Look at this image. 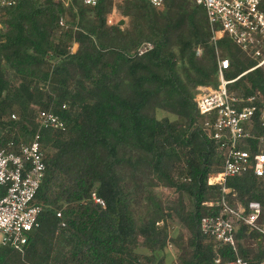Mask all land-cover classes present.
Instances as JSON below:
<instances>
[{
	"label": "trees",
	"instance_id": "trees-1",
	"mask_svg": "<svg viewBox=\"0 0 264 264\" xmlns=\"http://www.w3.org/2000/svg\"><path fill=\"white\" fill-rule=\"evenodd\" d=\"M110 1L20 0L0 11V144L13 141L19 152L40 132L47 164L35 198L43 206L40 227L24 251L0 244V264H50L53 258L59 264H143L140 246L153 255L142 258L161 264L157 253L166 249L173 217L191 234L180 264H228L236 256L233 247L217 244L200 227L203 217L219 210L203 202L219 196L209 177L221 168L225 150L206 131L197 86L218 87L220 56L230 60L228 80L248 71L229 84L231 91L261 92L264 99V67L250 70L256 61L229 36L217 49L206 9L196 0H165L163 11L148 0L117 1L131 18L125 30L108 24ZM66 12L76 28L70 29ZM59 29L65 30L60 37ZM144 42L154 47L139 54ZM39 110H53L65 129H40ZM160 110L177 121L159 117ZM156 182L189 195L191 208L181 198L178 209L165 210L149 189ZM227 185L235 194L231 202L259 201L264 219V176L248 171ZM147 192L152 202L140 213ZM59 236L69 245L61 258L54 249ZM235 236L239 254L251 264L264 259L259 232L241 222ZM251 239L253 246L246 243Z\"/></svg>",
	"mask_w": 264,
	"mask_h": 264
},
{
	"label": "built area",
	"instance_id": "built-area-1",
	"mask_svg": "<svg viewBox=\"0 0 264 264\" xmlns=\"http://www.w3.org/2000/svg\"><path fill=\"white\" fill-rule=\"evenodd\" d=\"M20 0H0L2 8L11 7ZM121 0H113L114 3ZM160 8L165 0H148ZM99 0H84L89 6H96ZM206 9L212 31V40L218 49V42L229 36L234 43L251 59L256 61L254 70L264 66V0H196ZM108 24H117L114 15L107 17ZM62 27L67 26L64 17L60 19ZM1 26V16H0ZM154 45L144 42L139 54L151 50ZM201 50L199 49L198 53ZM219 54V52H218ZM230 68V60L218 56V87L200 86L196 96L199 112L206 118L208 135L220 143L225 150V158L220 169L210 174V184L219 186L217 199L203 202L209 207L217 206L218 213L205 216L201 220L202 232L219 245H230L236 256L228 264H251L239 254L236 239L238 223H245L259 232L264 238L263 208L259 201H250L248 206L239 201L231 202L235 197L227 181L237 174L253 171L256 176H264V99L261 92L250 95L237 94L229 89V84L238 80L225 77ZM248 72V71H247ZM12 117L17 119V115ZM36 122L40 129H65L64 121L53 110H39ZM40 132L27 142H23L19 152L14 150V142L6 146L0 144V244L24 251L29 234L40 227L39 216L43 206L35 198L46 176L47 164L41 147ZM251 140L257 142V149L251 148ZM97 203L104 201L93 195ZM61 218V226L66 225ZM219 261V259H217ZM258 264H264V259Z\"/></svg>",
	"mask_w": 264,
	"mask_h": 264
},
{
	"label": "rangeland",
	"instance_id": "rangeland-1",
	"mask_svg": "<svg viewBox=\"0 0 264 264\" xmlns=\"http://www.w3.org/2000/svg\"><path fill=\"white\" fill-rule=\"evenodd\" d=\"M119 8L120 7H119L118 3H114L113 0L110 1V11L108 13V16L114 15V21H118V22H117V24H109V25H119L122 30H125V28L130 25L131 18L129 16L122 14L120 12ZM157 9H159L160 11H163L164 7L157 8ZM65 16L69 20L68 23L70 24V29L76 28V24H73V19H72L70 13L66 12ZM120 22H123V24H120ZM62 31H65V30L59 29L57 31L58 37H60V35L63 34ZM73 43L75 44L76 42L74 41ZM76 46L77 45H74L72 47V49H74L75 51L77 50ZM200 50L202 52L201 48H200ZM201 52L199 53V55L201 54ZM217 79L219 82L218 74H217ZM200 86H203V87L208 86V87L215 88V86H213V85H199V86H197V89ZM232 92H235L237 94H241V92L238 89H235ZM158 115H159V117L168 116L173 121H177V119H178V117L176 115H173L169 112H165L162 110H160V113ZM8 119H9V115L3 117L4 121H7ZM179 166H180V164H179ZM182 166H183V164L181 163V167ZM179 169L180 168H177L175 170L176 175H179V173H180ZM149 189H151L150 191L152 192L155 200H161L165 210H168L170 207L171 208L175 207L176 209H178V206H179L178 201L181 198L183 200L182 205L187 210L190 209L192 206V200H191V197L189 195H187V194L181 195L180 192H178V190L176 188L168 187V186H166V184H164L162 182H156L154 184V186L149 188ZM148 194L149 193L147 192L146 193L147 197H145V199H143V202L141 203V205H137L138 206L137 208L140 210V213H142V212L144 213L146 211L147 206L145 204L148 203L149 205H151L152 200L148 197ZM173 215H178L177 211L176 212L174 211ZM165 222L167 223V221H165ZM168 223L170 224L169 242H168L166 249L163 253H161V254L157 253L158 259H160V260L157 259L156 261L161 262V264L179 263L181 256L183 254V251H184V247L187 246L188 238L191 235L189 230L187 229V227L179 220L178 217H173L171 220H168ZM246 243L250 246H253L254 240L251 239V240L247 241ZM54 249H55V257L61 258L62 255L69 249V245L66 241H63L61 236H59V237H57L56 247ZM138 253L141 256L143 264H150L152 262L148 258H145V257L142 258V256H147V257L153 256L152 251H150L147 247L140 246L138 248ZM156 261H155V263H156ZM50 264H59V262L55 258H53L52 261L50 262Z\"/></svg>",
	"mask_w": 264,
	"mask_h": 264
},
{
	"label": "water",
	"instance_id": "water-1",
	"mask_svg": "<svg viewBox=\"0 0 264 264\" xmlns=\"http://www.w3.org/2000/svg\"><path fill=\"white\" fill-rule=\"evenodd\" d=\"M120 24H123V22H120Z\"/></svg>",
	"mask_w": 264,
	"mask_h": 264
},
{
	"label": "crops",
	"instance_id": "crops-1",
	"mask_svg": "<svg viewBox=\"0 0 264 264\" xmlns=\"http://www.w3.org/2000/svg\"><path fill=\"white\" fill-rule=\"evenodd\" d=\"M2 245V244H1Z\"/></svg>",
	"mask_w": 264,
	"mask_h": 264
}]
</instances>
